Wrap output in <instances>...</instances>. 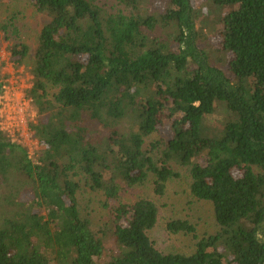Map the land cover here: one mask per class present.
<instances>
[{
	"label": "trees",
	"instance_id": "1",
	"mask_svg": "<svg viewBox=\"0 0 264 264\" xmlns=\"http://www.w3.org/2000/svg\"><path fill=\"white\" fill-rule=\"evenodd\" d=\"M11 1L0 38L32 75L41 148L34 159L0 130V264H264V0H210L213 19L193 0ZM29 9L43 16L33 53ZM199 19L219 25L217 47ZM184 177L217 229L198 238L173 219L169 232L197 241L167 252L150 235L156 201L122 195L150 178L162 195ZM84 187L111 224L82 213Z\"/></svg>",
	"mask_w": 264,
	"mask_h": 264
},
{
	"label": "rangeland",
	"instance_id": "2",
	"mask_svg": "<svg viewBox=\"0 0 264 264\" xmlns=\"http://www.w3.org/2000/svg\"><path fill=\"white\" fill-rule=\"evenodd\" d=\"M26 1L28 2V0H22L20 2L16 0L19 6L24 7L25 5V7L28 8ZM10 3L13 4L14 0ZM143 3H145L144 0ZM192 4L193 6L198 8L201 7L200 9L205 14L204 17L210 16V19L214 18V12H216L215 10H217V8L215 7L214 12L211 11L212 7L210 0H193ZM10 10L13 11L14 7H11ZM10 10L3 8L4 14L5 11H9L10 13ZM27 13L28 17L26 22L29 27L25 29L24 33L22 34V38L32 47L31 51L33 53L38 44L37 35L43 22V16L41 14L33 13L31 9H29ZM5 17L6 15L3 16L1 12L0 24L2 18ZM203 22L204 21H202V19H199L197 27L204 29L205 33H207V36L209 38L207 40L202 39L198 41V45L200 47L204 46L206 44L204 40H206V42L209 41V43H211L214 48L217 47L220 42V29L218 28L219 25H209L211 22ZM209 30H211V32L213 31V33H210L211 35L208 32ZM1 35L2 38H0V49L2 47V51L0 57L5 58L4 60L6 61L11 54L10 49L8 48L9 40L5 39L3 32L1 33ZM33 60L34 58L30 56L28 63L29 66L31 65ZM10 62H12V60H10ZM5 67L6 66L3 65L1 71H3ZM164 132H166V129L160 130L158 137H162ZM241 173L242 172L239 169H235V174L237 176L241 175ZM183 179L184 180L171 181L168 184L166 192L162 195L156 193L152 181L153 178H150L143 185H137L135 187L128 188L125 192H123L122 195V200L126 204L134 202L141 197H149L156 201V203L160 207L161 217L158 225L150 232V235L151 238L154 240L155 244L159 248L167 252H191L195 248V242L197 241L193 234H186L184 232H169L167 230V223L173 219H190L196 225L197 232L199 235L198 238L202 237L203 235L212 234L217 229L215 211L212 203L208 201H200L193 199L189 200V198L191 199V197L189 196V192L186 189V179L185 177ZM79 199L82 205V213L92 220L94 227L103 228L106 224H111L113 218L110 217L109 210L103 206V197L101 195H99L95 191L89 190L87 187H84L79 191Z\"/></svg>",
	"mask_w": 264,
	"mask_h": 264
},
{
	"label": "built area",
	"instance_id": "3",
	"mask_svg": "<svg viewBox=\"0 0 264 264\" xmlns=\"http://www.w3.org/2000/svg\"><path fill=\"white\" fill-rule=\"evenodd\" d=\"M10 60V56L4 60L8 62L7 66L14 65V69L5 73L7 76L0 94V130L13 142L25 146L29 156L35 159L41 145L31 126L36 121L37 113L31 98L27 96V91L33 84L32 75H25L24 67H16Z\"/></svg>",
	"mask_w": 264,
	"mask_h": 264
},
{
	"label": "crops",
	"instance_id": "4",
	"mask_svg": "<svg viewBox=\"0 0 264 264\" xmlns=\"http://www.w3.org/2000/svg\"><path fill=\"white\" fill-rule=\"evenodd\" d=\"M0 61L5 62L3 57L0 58ZM7 64H8V62L5 63V66H6V67H5V70H3V73H4V74H5L7 71H12V70L14 69V65H12V66H11V65H8V66H7ZM22 67H23V66H22Z\"/></svg>",
	"mask_w": 264,
	"mask_h": 264
}]
</instances>
